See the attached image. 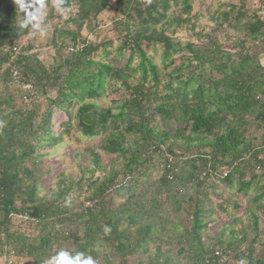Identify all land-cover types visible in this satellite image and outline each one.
Returning a JSON list of instances; mask_svg holds the SVG:
<instances>
[{"label":"trees","instance_id":"1","mask_svg":"<svg viewBox=\"0 0 264 264\" xmlns=\"http://www.w3.org/2000/svg\"><path fill=\"white\" fill-rule=\"evenodd\" d=\"M193 1L64 0L65 19L46 0L43 51L0 0V257L46 264L64 248L97 264H264V19L237 0L200 26ZM107 9L116 59L98 22ZM226 31L230 45L217 36ZM56 112L68 120L54 124ZM71 121L97 140L75 178L47 160ZM228 206L242 215L219 222Z\"/></svg>","mask_w":264,"mask_h":264},{"label":"rangeland","instance_id":"2","mask_svg":"<svg viewBox=\"0 0 264 264\" xmlns=\"http://www.w3.org/2000/svg\"><path fill=\"white\" fill-rule=\"evenodd\" d=\"M233 2V3H237V0H194L192 3L193 6V13H196L198 15V21L197 24H199L200 26H207L208 28L213 27V22H211L210 20V16L215 12V10L217 8H219V6L225 2ZM255 2H258L259 4L260 1L259 0H246L245 6L246 8H251L253 9L255 6ZM116 11L112 10V9H107L104 12H102L99 15V24H101L102 26H100V31L103 32L105 34L110 35V38H112V46L110 47V50L112 51V54L108 57L109 59H116L118 57V51L116 52V48L118 47V39L116 36L111 35L112 33H109V31L107 32L108 29H110L111 27V22L114 19V17L116 16ZM52 24V22L50 23ZM232 33L231 32H225L224 34H217L220 42L224 43V44H228L230 45L231 42L230 40H228V36H230ZM193 34L190 33V31H184V30H179L177 32V36L178 38L183 42L186 40H192L193 38L191 37ZM49 36V32H47L45 35L41 36L39 34L37 35H31L30 37H28V40H33L35 41V43H37V45L39 46L40 50L43 51H47V47L45 48L43 45H45L48 42V37ZM41 46V47H40ZM148 54L152 57L153 62L159 66V68H162V64H161V59H160V54L161 51L160 50H155L154 48H150L148 49ZM48 53L45 52L42 56L41 59H43L44 62H48ZM124 56L121 57V63H123L124 61ZM137 61V58H135V61H133V64H135ZM262 61L264 62V59H262ZM172 70V67H171ZM170 71V69H169ZM113 96H108L107 99L105 100H101L100 104L103 106H107L109 103V100H112ZM59 115V114H58ZM60 117L59 119H62L64 121L68 120V118L65 116L64 113H60ZM70 125L72 127L71 129V133L69 135V138H67V140L64 142V144H61L59 146H57L55 149H51L49 150L50 154L47 157L48 160V164L54 165L57 164L59 166V168H62L65 170L66 175L71 176V177H76L79 174L78 171V166H77V162L80 161L82 159V155L85 153V148L87 147H92L95 146L97 140L96 139H92V140H86L83 137H79V135L77 134V130L75 128L74 122L71 121ZM79 153V157H76L75 154ZM108 159L105 155H102V162L103 164H106L108 162ZM85 162V161H84ZM246 176L248 177L250 175V172H245ZM255 174H260L259 171H256ZM57 187L56 184V178L55 176H53L51 179H49L47 181V187H45L43 190L42 194H49L50 192L54 191ZM218 187H220V189L223 191V196H221L219 199H223L224 201H226L227 197H229V193L230 191L223 188L222 184H219ZM219 188L217 189V191L215 192V194H220L222 193L221 190ZM250 193H252V191H249ZM215 196L212 195V199ZM217 202L216 197L213 199ZM214 201V202H215ZM239 203H240V208L242 209L246 204H247V200L245 198L243 199H239ZM240 210V209H239ZM241 216L242 215V210L240 211H236L234 210V208H231L230 206L227 207V211L226 214H223L219 211H217L216 215L214 216L215 218H217V220L219 222H224L225 219L229 216ZM260 226L263 227L264 226V215L262 217V219L260 220ZM251 237V234H250ZM259 251H261V248H258ZM263 254V250L260 253H257L256 256H261ZM5 262V258L4 257H0V264H4ZM14 264H30L29 262H27L26 260H22L21 262L19 261H14Z\"/></svg>","mask_w":264,"mask_h":264},{"label":"clouds","instance_id":"3","mask_svg":"<svg viewBox=\"0 0 264 264\" xmlns=\"http://www.w3.org/2000/svg\"><path fill=\"white\" fill-rule=\"evenodd\" d=\"M13 2L23 13L19 23L20 29L30 28L33 35L41 36L50 30L51 26L45 23L49 7L46 0H13ZM51 6L65 19L68 18L67 14L71 9L65 7L64 0H51ZM110 231L108 226L104 227L105 234ZM46 264H97V261L91 254L85 252L73 254L69 250L61 248L46 260ZM240 264H247V262L241 260Z\"/></svg>","mask_w":264,"mask_h":264},{"label":"built area","instance_id":"4","mask_svg":"<svg viewBox=\"0 0 264 264\" xmlns=\"http://www.w3.org/2000/svg\"><path fill=\"white\" fill-rule=\"evenodd\" d=\"M254 8H256L257 9V13H258V15L262 18V19H264V5H262V4H259L258 2H255V6H254ZM12 50H16V47H13L12 48ZM12 76H13V78H17V76H18V73L16 72V71H14L13 73H12ZM23 90L24 91H26L28 94H31V91H32V87L30 86V85H28V84H25L24 86H23ZM32 96V95H31ZM29 98L27 97V96H25V97H23V100L24 101H27ZM59 114V115H58ZM61 115H60V112H56L55 113V115L53 116V118H52V122L54 123V124H58V123H60V121H62V119H59V117H60ZM20 218H22L24 221H32L31 220V218H29L28 216H19ZM8 254V256H7V258H5V262H4V264H14V260H15V253L14 252H9V253H7Z\"/></svg>","mask_w":264,"mask_h":264},{"label":"crops","instance_id":"5","mask_svg":"<svg viewBox=\"0 0 264 264\" xmlns=\"http://www.w3.org/2000/svg\"><path fill=\"white\" fill-rule=\"evenodd\" d=\"M99 19V18H98Z\"/></svg>","mask_w":264,"mask_h":264}]
</instances>
